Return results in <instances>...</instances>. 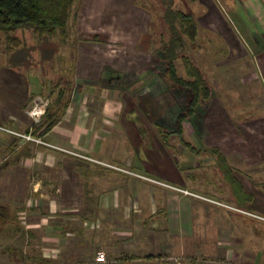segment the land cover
<instances>
[{
  "label": "crops",
  "instance_id": "obj_1",
  "mask_svg": "<svg viewBox=\"0 0 264 264\" xmlns=\"http://www.w3.org/2000/svg\"><path fill=\"white\" fill-rule=\"evenodd\" d=\"M150 25L139 0H81L50 58L17 32L29 58L12 65L0 52V125L264 217V124L224 128L199 105L176 133L187 97L161 74ZM34 97L52 103L37 123ZM0 205L50 230L34 241L47 264H180L195 230L193 250L210 262L264 264V222L1 130Z\"/></svg>",
  "mask_w": 264,
  "mask_h": 264
},
{
  "label": "rangeland",
  "instance_id": "obj_2",
  "mask_svg": "<svg viewBox=\"0 0 264 264\" xmlns=\"http://www.w3.org/2000/svg\"><path fill=\"white\" fill-rule=\"evenodd\" d=\"M171 1L173 9L190 12L196 23V38L189 40L183 37L184 46L178 50V58L174 62L175 72L181 79L191 81L184 67V58L199 70L204 79L210 95L207 100H200L196 107L202 105V109L218 110L216 117L220 115L219 125L224 128L232 124L235 127L264 124L262 120L264 116V0ZM139 2L151 14L150 29L155 33V42L159 49L161 38L167 41L170 37L167 26L160 18L165 6L160 0H139ZM32 39L27 33V44H35L37 40ZM50 42L55 43L52 44L54 47L63 41L58 42L55 38ZM155 61L161 74L164 73L163 77L169 79L165 73L162 58L157 56ZM172 88L185 92V97L189 99V88L175 85H172ZM176 95L179 102H182L184 97ZM185 102L187 103V100ZM183 124L190 130L188 122L185 123L184 120ZM246 128L249 129V127ZM12 208L10 206V209H6L0 205V250L6 254L2 258H6V261L0 260V264H47L48 262L35 259L40 248L35 246L34 241L49 237L50 230L36 228L38 223L34 224L33 228L26 226L19 221L17 214L11 212ZM65 222L62 235L66 234ZM75 224L79 225L77 222ZM195 236L196 230L188 234L187 253L181 257L180 264L258 263L250 257L239 261L237 256L227 262L224 259L225 255L224 258L220 257L223 259L218 258V261L210 262L211 260L194 252ZM178 239V233H175L170 241H178ZM253 250L256 251V247H253ZM171 253L183 255V252L178 254L172 251ZM179 258L177 257V260ZM231 258L227 257V259ZM174 260L171 259L169 262L175 264Z\"/></svg>",
  "mask_w": 264,
  "mask_h": 264
},
{
  "label": "trees",
  "instance_id": "obj_3",
  "mask_svg": "<svg viewBox=\"0 0 264 264\" xmlns=\"http://www.w3.org/2000/svg\"><path fill=\"white\" fill-rule=\"evenodd\" d=\"M80 1L0 0V52L9 55V62L12 65L27 62L30 48L25 47L22 39L16 34L24 30L30 31L39 41V45H42L41 57L43 59L50 58L54 51L52 45L54 42L51 43L50 41L55 38L58 42L66 40L68 29L77 13ZM160 1L165 6L160 18L170 32L167 41L161 38L158 49L159 55L165 64V73L172 85L190 89V97L187 99L186 107L176 118L175 131L177 133L182 126V122L193 114L200 100H207L210 94L201 73L186 58L183 59L184 67L191 81L181 79L175 72L174 62L178 58V50H181L184 46L183 37H187L189 40L196 38V23L192 14L173 9L171 0ZM51 105L52 103L48 101L42 116H45L51 109ZM56 120L57 118L53 119L45 128L47 129ZM215 152H217L220 159L223 158L217 150ZM244 217L264 222L262 219L251 216L244 215Z\"/></svg>",
  "mask_w": 264,
  "mask_h": 264
},
{
  "label": "built area",
  "instance_id": "obj_4",
  "mask_svg": "<svg viewBox=\"0 0 264 264\" xmlns=\"http://www.w3.org/2000/svg\"><path fill=\"white\" fill-rule=\"evenodd\" d=\"M47 104H48V100L43 98V97H34L32 99V101L30 103V106H29V108L27 109L26 112L30 116V118L34 121V123H37L40 120V117L45 112ZM0 130L4 131V132L11 133V134H13L15 136H18V137H21V138H23L26 141H30V142H33V143H36V144L45 145V146H47L49 148L55 149V150H57L59 152H62L64 154H68V155L73 156V157H77V158H79L81 160H84L86 162L97 164V165L103 166V167H105L107 169H110V170H113V171H116V172H120V173H124V174H127L129 176L140 178V179H143V180L155 183V184H161L162 186H165L167 188L175 189V190L181 191L184 194H188V195L195 196V197L201 198L203 200L212 202V203H214L216 205H219V206H221V207H223L225 209L234 211L236 213H240V214H243V215H246V216H251V217H254V218L262 219V221H264V217L256 215L255 213L240 209L238 207L230 206V205L225 204V203H221V202H219L217 200H214V199H210V198H207V197H202L200 195H196L195 193L190 192V191H188L186 189H181V188H178V187H175V186L160 182V181H158L156 179H153L151 177H148L146 175L140 174L138 172L129 170V169L125 168V167H122V166H119V165H115V164H111V163H107V162L101 161L99 159H96V158H94L92 156H89V155H86V154H82V153H78V152H75V151H73L71 149H67V148H63V147H59V146L47 143V142L43 141L40 137L34 135L32 130H30V131H28L26 133H19V132L10 130V129L2 126V125H0ZM94 261L95 262H100V263L107 262L105 254L103 252H101V251H97L96 252V255L94 257Z\"/></svg>",
  "mask_w": 264,
  "mask_h": 264
}]
</instances>
